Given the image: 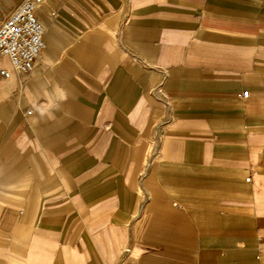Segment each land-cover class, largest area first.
<instances>
[{
	"label": "crops",
	"instance_id": "crops-1",
	"mask_svg": "<svg viewBox=\"0 0 264 264\" xmlns=\"http://www.w3.org/2000/svg\"><path fill=\"white\" fill-rule=\"evenodd\" d=\"M40 5L32 69L0 56V264H264V0Z\"/></svg>",
	"mask_w": 264,
	"mask_h": 264
},
{
	"label": "built area",
	"instance_id": "built-area-1",
	"mask_svg": "<svg viewBox=\"0 0 264 264\" xmlns=\"http://www.w3.org/2000/svg\"><path fill=\"white\" fill-rule=\"evenodd\" d=\"M44 28L33 0H23L0 24V56L20 72L32 69L34 60L45 48ZM8 75L7 70L0 71ZM247 90L242 96L247 95Z\"/></svg>",
	"mask_w": 264,
	"mask_h": 264
},
{
	"label": "rangeland",
	"instance_id": "rangeland-1",
	"mask_svg": "<svg viewBox=\"0 0 264 264\" xmlns=\"http://www.w3.org/2000/svg\"><path fill=\"white\" fill-rule=\"evenodd\" d=\"M23 0H17L16 1V3H15V6L11 9V11L10 12H12L21 2H22ZM41 4V1L37 4V6H39V8H40V5ZM8 16V15H7ZM6 18V17H5ZM5 18H3L2 20H0V24L2 23V21L5 19Z\"/></svg>",
	"mask_w": 264,
	"mask_h": 264
},
{
	"label": "bare ground",
	"instance_id": "bare-ground-1",
	"mask_svg": "<svg viewBox=\"0 0 264 264\" xmlns=\"http://www.w3.org/2000/svg\"><path fill=\"white\" fill-rule=\"evenodd\" d=\"M35 2V4L37 5L41 0H33ZM43 25V24H42ZM44 28V26H43ZM44 31H45V28H44Z\"/></svg>",
	"mask_w": 264,
	"mask_h": 264
}]
</instances>
